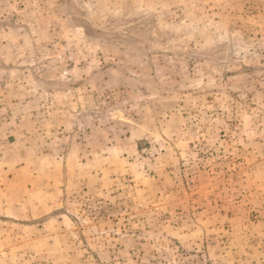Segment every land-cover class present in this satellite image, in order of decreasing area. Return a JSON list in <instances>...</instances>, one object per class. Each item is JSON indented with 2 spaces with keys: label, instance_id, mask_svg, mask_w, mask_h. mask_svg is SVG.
Returning a JSON list of instances; mask_svg holds the SVG:
<instances>
[{
  "label": "rangeland",
  "instance_id": "obj_1",
  "mask_svg": "<svg viewBox=\"0 0 264 264\" xmlns=\"http://www.w3.org/2000/svg\"><path fill=\"white\" fill-rule=\"evenodd\" d=\"M0 264H264V0H0Z\"/></svg>",
  "mask_w": 264,
  "mask_h": 264
}]
</instances>
